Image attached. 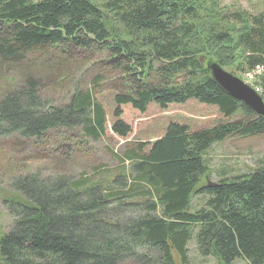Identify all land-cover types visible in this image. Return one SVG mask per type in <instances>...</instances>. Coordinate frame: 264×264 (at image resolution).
<instances>
[{
	"label": "trees",
	"instance_id": "obj_1",
	"mask_svg": "<svg viewBox=\"0 0 264 264\" xmlns=\"http://www.w3.org/2000/svg\"><path fill=\"white\" fill-rule=\"evenodd\" d=\"M50 49L104 52L128 89L103 101L100 89H76L55 106L26 78L0 96V137L65 146L66 155L107 134L129 146L114 154L116 175L27 172L0 188L11 217L0 264H174L173 253L187 264L194 231L201 256L264 264V168L209 183L204 159L214 142L264 133V118L206 66L234 75L264 67V13L221 12L205 0H0L1 66ZM256 83L264 89V71ZM149 109L158 131L131 143L132 118ZM202 112H212L207 123Z\"/></svg>",
	"mask_w": 264,
	"mask_h": 264
},
{
	"label": "rangeland",
	"instance_id": "obj_2",
	"mask_svg": "<svg viewBox=\"0 0 264 264\" xmlns=\"http://www.w3.org/2000/svg\"><path fill=\"white\" fill-rule=\"evenodd\" d=\"M34 2L38 0H32ZM215 2L221 12L236 9L245 10L255 15L264 13V0H205ZM104 52L77 50L66 54L60 50H48L32 53L15 66L0 65V96L12 85L20 84L24 79H35L43 87V97L51 105L66 103L74 90H92L100 92L96 96L103 101L111 91L128 89V77L114 72L106 63ZM225 69V68H224ZM227 70V69H226ZM233 72V70H232ZM240 77V74H235ZM242 78V77H241ZM254 83V80L250 81ZM256 83V82H255ZM263 99H264V89ZM191 112V108L188 109ZM204 120L211 119L212 112H202ZM155 112L149 109L145 117L133 119L135 131L129 141L144 138L147 132L156 133ZM82 143L72 153L65 154V146L53 150L51 146L37 145L28 139L15 136L0 137V188L7 187L9 180L27 172H39L42 176L66 174L78 178L81 174L95 177L100 173L118 174L120 163L115 153L122 155L129 143L112 135H105L97 140L82 139ZM75 143L76 141H71ZM204 159L210 167L209 181L215 182L222 176L233 177L247 174L258 167L264 168V133L253 136H230L223 141L214 142L205 152ZM205 195L194 196L190 210L201 206ZM10 219L0 200V232L8 230ZM187 264H223L214 256H201L196 250L195 231L187 243ZM174 264H179L175 253ZM122 264H135L132 260ZM230 264H246L244 260L235 259Z\"/></svg>",
	"mask_w": 264,
	"mask_h": 264
},
{
	"label": "water",
	"instance_id": "obj_3",
	"mask_svg": "<svg viewBox=\"0 0 264 264\" xmlns=\"http://www.w3.org/2000/svg\"><path fill=\"white\" fill-rule=\"evenodd\" d=\"M206 66L210 77L225 93L241 102L254 114L264 118V101L250 86L215 61H208Z\"/></svg>",
	"mask_w": 264,
	"mask_h": 264
},
{
	"label": "built area",
	"instance_id": "obj_4",
	"mask_svg": "<svg viewBox=\"0 0 264 264\" xmlns=\"http://www.w3.org/2000/svg\"><path fill=\"white\" fill-rule=\"evenodd\" d=\"M263 71V66H256L252 71L248 72L246 74L247 80L250 82L252 79H254L257 75H259ZM256 91H259V87H255Z\"/></svg>",
	"mask_w": 264,
	"mask_h": 264
}]
</instances>
